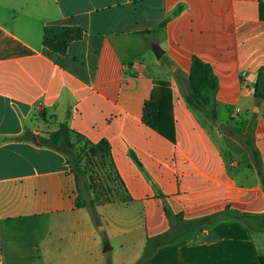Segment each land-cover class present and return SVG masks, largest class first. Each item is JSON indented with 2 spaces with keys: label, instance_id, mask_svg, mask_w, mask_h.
<instances>
[{
  "label": "crops",
  "instance_id": "1",
  "mask_svg": "<svg viewBox=\"0 0 264 264\" xmlns=\"http://www.w3.org/2000/svg\"><path fill=\"white\" fill-rule=\"evenodd\" d=\"M47 25L82 35L55 53ZM193 56L216 80L212 119L185 101ZM156 80L169 84L173 141L142 121ZM61 123L109 144L123 189L95 204L98 225L65 157L20 138ZM246 126L264 171V0H0V264H134L169 229L164 206L184 219L263 213L251 155L228 133ZM193 237L219 240L212 227Z\"/></svg>",
  "mask_w": 264,
  "mask_h": 264
},
{
  "label": "trees",
  "instance_id": "2",
  "mask_svg": "<svg viewBox=\"0 0 264 264\" xmlns=\"http://www.w3.org/2000/svg\"><path fill=\"white\" fill-rule=\"evenodd\" d=\"M163 25L162 23L159 27ZM81 35L82 30L79 26L47 25L43 28L42 43L49 50L63 54L69 42L80 38ZM261 79L262 76L258 74L255 94L262 93ZM215 89L216 80L210 65L193 56L186 78L185 101L187 105L211 119L215 118L214 109L208 110L207 108L211 103L208 93ZM170 99L168 82L154 81L150 97L144 102L142 108V121L173 141V128L169 115ZM228 133L249 151L264 190L263 166L249 129L245 134L236 130H228ZM20 138L53 149L65 157V163L85 194L84 200L77 204L86 206L93 222L100 224L95 204L102 200V196L103 200H109L111 193L117 194L123 189L122 181L110 160L108 142L104 139L97 143L85 140L82 135L70 130L65 123L59 124L58 128L48 133L47 136L25 130ZM80 141L83 145L75 148V143ZM95 167L105 169L103 170L105 178L101 180L94 178L92 173ZM90 191H94L93 197L90 196ZM103 191L104 193H101ZM164 212L169 219V229L147 238L143 252L134 264H264V255L256 253L249 238L250 228L262 232L264 237V212L261 214L242 213L227 206L222 211L193 219H184L181 214L173 213L167 206H164ZM223 217L233 220L218 221ZM239 220H243V223ZM207 227H212L219 236L218 241L193 245L185 242V236L201 232ZM105 264H111L108 257Z\"/></svg>",
  "mask_w": 264,
  "mask_h": 264
},
{
  "label": "rangeland",
  "instance_id": "3",
  "mask_svg": "<svg viewBox=\"0 0 264 264\" xmlns=\"http://www.w3.org/2000/svg\"><path fill=\"white\" fill-rule=\"evenodd\" d=\"M249 129V126H246L245 130L243 131V134L247 133V130ZM105 169H100V167H95L93 169V173L92 175L94 176V178H99V180H101V178H105V174H104V171ZM106 172L108 173V168L106 167ZM101 182V181H100ZM98 183V182H97ZM94 192V191H92ZM101 193H104L101 192ZM85 198V194L84 192L81 191L80 193V196L78 198L79 202H82ZM104 199V197L102 196V200ZM197 234V233H195ZM195 234H189L187 236L184 237V240L185 242L188 244V245H193V244H199V240H195V238L193 237V235ZM256 235V246H257V250L258 252L260 253H263L264 252V239H263V236L262 234H260L259 232L255 234Z\"/></svg>",
  "mask_w": 264,
  "mask_h": 264
},
{
  "label": "water",
  "instance_id": "4",
  "mask_svg": "<svg viewBox=\"0 0 264 264\" xmlns=\"http://www.w3.org/2000/svg\"><path fill=\"white\" fill-rule=\"evenodd\" d=\"M153 51H154L156 58H158V59L161 58L162 51L158 46H153Z\"/></svg>",
  "mask_w": 264,
  "mask_h": 264
}]
</instances>
